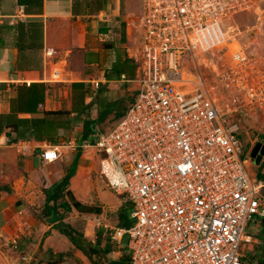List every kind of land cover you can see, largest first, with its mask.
Segmentation results:
<instances>
[{
	"label": "built area",
	"instance_id": "built-area-1",
	"mask_svg": "<svg viewBox=\"0 0 264 264\" xmlns=\"http://www.w3.org/2000/svg\"><path fill=\"white\" fill-rule=\"evenodd\" d=\"M140 7L130 20L138 46L127 48L134 76H120L134 85L133 102L113 128L96 131L95 143L85 146L103 153L100 175L132 206L131 226L110 228L109 242L119 249L128 236V264H245L240 247L251 249L245 228L260 215L264 183L241 156L238 123L226 116L241 108L237 92L244 89L250 98L256 92L231 71L214 70V83L198 71L206 55L240 34L232 25L223 32L222 22L247 4L140 0ZM53 53L44 51L48 58ZM250 56L235 58L242 63ZM51 77L59 80L57 68ZM59 156L58 146L40 152L44 162Z\"/></svg>",
	"mask_w": 264,
	"mask_h": 264
},
{
	"label": "crops",
	"instance_id": "crops-1",
	"mask_svg": "<svg viewBox=\"0 0 264 264\" xmlns=\"http://www.w3.org/2000/svg\"><path fill=\"white\" fill-rule=\"evenodd\" d=\"M122 2L0 0V114L12 113L18 118L38 119L43 117L45 110L75 109L81 95L84 105H89L78 119L72 121L71 131L58 130L56 145L45 138L19 137L11 141L16 137L15 133L11 136L4 132L0 134V177L3 179L0 186L4 187L0 191V243L2 240L11 249H18L19 259L25 260L26 264L36 261L32 255L40 257L46 252L49 254L47 264H54L53 258L58 254H62V262L73 256L85 257L55 229L54 224L58 220L54 223L48 219L40 220L33 212L39 213L45 202L44 190L62 179L74 164L78 150L87 145L80 144V133L77 137H68L76 123L81 122L82 125V119H96L99 111L110 108L116 100L122 98L120 105H123L131 98L130 94L124 93L131 91L129 82L120 78L124 75L129 79L127 73L134 63L127 55L129 19ZM47 48L54 50L50 58L44 54ZM115 65L118 67L114 68ZM54 68L59 70V80L51 77ZM118 68L122 71L116 77L114 70L119 71ZM31 83L37 84V90H43V101L33 108V114L27 112L30 110L26 105ZM60 93H63L62 97ZM93 107L97 108L95 117L90 114ZM125 107L112 108L101 123L94 124V129L109 117L117 120V112H123ZM74 116L76 113L71 112L69 117ZM68 142L71 146L66 156L60 155L53 162L42 161L40 152L44 146L67 148L64 144ZM83 155L81 150L66 189L68 210L64 214L63 209L58 211L63 214V222L73 226H77L76 221L81 223L83 236L94 242L103 231L108 238L110 228L121 227L119 215L130 203L121 194L105 196V193L97 191L95 202L103 203L100 205L87 201L88 193H83V187H73V179L86 165ZM6 182L11 183L7 185ZM96 222L107 228L98 226ZM250 237L256 242V238ZM108 243L109 240L106 247L115 256L114 260L127 256V252L121 254L120 247L110 249ZM43 263L39 259L37 264Z\"/></svg>",
	"mask_w": 264,
	"mask_h": 264
},
{
	"label": "rangeland",
	"instance_id": "rangeland-1",
	"mask_svg": "<svg viewBox=\"0 0 264 264\" xmlns=\"http://www.w3.org/2000/svg\"><path fill=\"white\" fill-rule=\"evenodd\" d=\"M122 4L124 6V13H128L129 19V47L138 46V30L136 29V23H131L130 20H135L137 15L140 12V1L139 0H122ZM246 2L247 7H245L241 11H237L231 17H227L223 19L222 28L223 32L227 30L228 26H235L240 31V34L235 36L233 39L228 41L225 45L213 51V55H206L205 58H209L207 62L199 64V71L191 68L188 73L191 78H196L197 71L203 75L210 83H214L216 76L213 72L215 70L216 73H221L222 70L231 71L236 75L237 78L240 79L242 83V87H252L256 92V97L250 98L246 94V90L241 89L237 92L239 102L241 104V108H239L235 112H231L226 116V120L231 122H237L239 125V129L237 131V137L239 138L242 149V157L247 158L248 161L251 162L249 168L256 172L259 168L256 169V165L254 163V159L251 157V150L259 145L261 148L264 146V0H244ZM252 41V42H251ZM239 53H244L245 55L251 54L250 58L246 62H239L235 57L239 55ZM130 90L129 92H124L130 94L131 98L124 101L123 105H118L120 108H124L127 104L133 102V97L135 95L134 90L131 88L134 87L131 83H128ZM134 93V95H132ZM63 96V93H60V97ZM227 101H221V107L224 111V105H226ZM126 108V107H125ZM97 109V108H96ZM96 109L93 107L92 112H90L92 117L96 115ZM119 119L114 120V118H110L104 122L103 124L98 125L97 131L103 132L108 129L113 128ZM81 122H77L75 128L72 132H70L68 137H77L80 133ZM94 129L89 137L87 138V142L89 144H93L96 141V135ZM70 148H59L60 155H67V151ZM83 152V158L86 161V165L82 168V177L81 182L76 187H83V193H88L87 201L92 200L96 201V193L100 191L105 193V196H109L111 194H116L108 185L106 180L99 173V161L104 156L103 153L96 150L95 147H84L81 148ZM1 154V153H0ZM1 159V155H0ZM15 176L13 171L12 177ZM15 179V178H14ZM3 180L0 177V181ZM11 183V182H9ZM6 182V184H9ZM74 187V186H73ZM261 194L263 196L262 206L260 210V215H252L248 224L245 228V234L256 238V242L253 239L250 245V250L247 249V245L240 247V253L244 255V263L245 264H257L259 251L262 250L264 245V233L262 221L264 219V187L261 189ZM100 204V202H95ZM130 203V202H129ZM103 205V203H101ZM100 204V205H101ZM132 211L131 203L124 207V211H122V215H124L128 220H131L130 213ZM110 215V218L112 215ZM78 220V219H77ZM77 224V228L81 229L82 224L78 221L74 222ZM92 224V223H91ZM97 224V222H96ZM95 224V225H96ZM99 239L103 242H107V235L105 231L99 234ZM127 243L128 236L124 235L120 242V251L121 254H125L127 252ZM110 249L117 250L113 244L108 243ZM107 256L106 260H112V264H128L129 256H127L114 260L115 256L110 254ZM39 254V253H38ZM20 253L18 249H11L10 246L4 244L1 240L0 243V264H22L25 260L19 259ZM36 258V261L31 262L37 264L39 259L44 261L43 264H47V260L49 257L48 252L41 254L40 257L33 256ZM18 258V259H17ZM52 258V256H51ZM54 264H91L89 260L85 257H71L62 262V259L54 256L53 258ZM32 260V259H31ZM26 264V263H24Z\"/></svg>",
	"mask_w": 264,
	"mask_h": 264
},
{
	"label": "trees",
	"instance_id": "trees-1",
	"mask_svg": "<svg viewBox=\"0 0 264 264\" xmlns=\"http://www.w3.org/2000/svg\"><path fill=\"white\" fill-rule=\"evenodd\" d=\"M118 66L115 65L114 68ZM124 69V68H123ZM119 71L114 70L117 73L116 77L119 76V72L122 71V68H118ZM125 70V69H124ZM123 70V71H124ZM130 73H127L128 78L131 79L134 74H131L133 70H135V64L131 63V68L129 69ZM126 72V71H125ZM36 83H31L29 88V97L27 98L26 105L29 107L30 111H27L31 114L35 112L37 104L43 101L42 93L43 90H37ZM34 87V88H33ZM123 101V99L116 100L110 108L106 110L99 111L96 119H82V125L80 129V144H89L87 142V138L94 130V124L101 123L105 116L112 110V108H117L118 105ZM32 107V108H31ZM89 108V105H84L83 96H79L77 100V104L75 109L72 110H57V111H43L42 118L38 119H27V118H18L16 115L12 113H8L6 115L0 114V134L5 133L7 136H11V133H15L16 137H12L11 141L17 140L19 137H29L32 139L45 138L51 144L56 145V138L59 133L67 132L72 130V121L79 118V115L84 113L85 110ZM127 108V107H126ZM125 109L123 112H117L116 118L119 119L123 116ZM71 112L76 113V116L69 117ZM58 119V120H57ZM257 146V145H256ZM81 150L79 149L77 155L74 160V164L67 170L66 174L62 177L61 180L53 183L49 188L44 190L45 194V202L42 209L38 214L34 213V216L40 220L48 219L49 222L54 223L58 220L57 223L54 224L55 229L65 236L67 240L71 243V245L83 253V255L89 260L91 264H112V260L107 261L105 255L108 253V249L105 243L99 239V235H97L94 242L86 239L83 236V233L80 231L77 226H73L70 223L63 222V214L68 210V204L65 202V193L68 185L69 179L74 175L76 169V162L78 160V156H80ZM255 175L258 180L264 183V155L256 167ZM4 189L3 186H0V191ZM59 208L63 209V214H59ZM32 210V209H30ZM120 226L123 228H128L132 224V220H128L124 215H119ZM264 233V219L262 221ZM106 240H109L108 238ZM57 258L62 259V254H58ZM123 258V257H121ZM120 258V259H121ZM257 264H264V245L258 257Z\"/></svg>",
	"mask_w": 264,
	"mask_h": 264
},
{
	"label": "water",
	"instance_id": "water-1",
	"mask_svg": "<svg viewBox=\"0 0 264 264\" xmlns=\"http://www.w3.org/2000/svg\"><path fill=\"white\" fill-rule=\"evenodd\" d=\"M263 155H264V146L260 148L259 145H257L256 147H254V149L251 150V157L254 159V163L256 166L259 165Z\"/></svg>",
	"mask_w": 264,
	"mask_h": 264
},
{
	"label": "bare ground",
	"instance_id": "bare-ground-1",
	"mask_svg": "<svg viewBox=\"0 0 264 264\" xmlns=\"http://www.w3.org/2000/svg\"><path fill=\"white\" fill-rule=\"evenodd\" d=\"M81 178H83L82 177V169L79 172V174H77L76 177L73 179V186L74 187L78 186V184L81 182Z\"/></svg>",
	"mask_w": 264,
	"mask_h": 264
},
{
	"label": "clouds",
	"instance_id": "clouds-1",
	"mask_svg": "<svg viewBox=\"0 0 264 264\" xmlns=\"http://www.w3.org/2000/svg\"><path fill=\"white\" fill-rule=\"evenodd\" d=\"M257 167V166H256Z\"/></svg>",
	"mask_w": 264,
	"mask_h": 264
}]
</instances>
